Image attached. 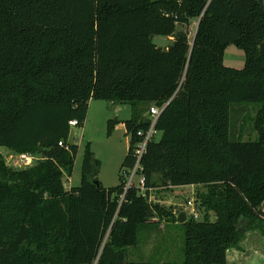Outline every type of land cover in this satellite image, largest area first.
Listing matches in <instances>:
<instances>
[{
	"label": "trees",
	"instance_id": "obj_1",
	"mask_svg": "<svg viewBox=\"0 0 264 264\" xmlns=\"http://www.w3.org/2000/svg\"><path fill=\"white\" fill-rule=\"evenodd\" d=\"M263 39L258 0H0V147L37 158L16 169L0 153V264H226L245 231L264 237ZM229 45L243 67L223 63ZM94 99L133 106L121 168L134 166L149 108L163 109L140 161L144 192L125 188V172L105 188L89 143L80 184L65 188L78 151L68 122L83 126ZM242 102L257 106L254 140L231 133ZM159 183L201 186L202 219L180 224V261L128 262L140 226L177 221L149 199Z\"/></svg>",
	"mask_w": 264,
	"mask_h": 264
},
{
	"label": "rangeland",
	"instance_id": "obj_2",
	"mask_svg": "<svg viewBox=\"0 0 264 264\" xmlns=\"http://www.w3.org/2000/svg\"><path fill=\"white\" fill-rule=\"evenodd\" d=\"M197 21H192L188 29V39L191 43ZM166 36L156 35L153 42L160 47L167 46L170 42ZM167 44V45H166ZM223 63L233 68H241L244 65V52L234 45H229L224 51ZM257 106L253 103H234L231 109V133L234 136L242 135L243 140H254L256 132L253 130L251 119L255 116ZM133 113L131 103L109 102L104 100H90L86 119L81 127L70 130L69 141L78 146L74 160L73 170L69 177L63 178L65 188L78 186L81 178L82 159L87 143L99 161L97 179L105 188L114 187L119 183V175L128 173L129 180L131 168H121V164L130 144V136L126 134L122 121L130 119ZM118 120L111 133H108V121ZM160 133L156 135L159 138ZM0 153L5 163L11 168H19L16 153L0 147ZM18 165V166H17ZM140 174L137 173L132 179L133 187L141 188ZM160 186L149 190V199L152 203H158L165 209L175 212L176 218L179 213L185 212L186 219L189 217L192 201L197 210L200 220L203 210L196 203V194L203 190L201 186L170 187L168 184L159 183ZM144 192V189H141ZM211 220L214 214L209 213ZM181 223L166 222L162 219L149 222L138 228L136 245L125 248L128 262H178L182 259L183 230ZM257 230V229H256ZM106 240V238H105Z\"/></svg>",
	"mask_w": 264,
	"mask_h": 264
},
{
	"label": "built area",
	"instance_id": "obj_3",
	"mask_svg": "<svg viewBox=\"0 0 264 264\" xmlns=\"http://www.w3.org/2000/svg\"><path fill=\"white\" fill-rule=\"evenodd\" d=\"M161 109H159L156 106H151L149 108V117H150V125L147 129V131L144 132H138V135L142 136V140L137 143L136 148H135V163L134 166L132 167V172L131 174H129V180L126 181V185L125 188H129L131 187L132 184V179L134 177L135 174L138 173V171L141 169L140 168V161L142 159L143 154L145 153L146 150V145L148 143V141L154 137V135H156L157 131L155 129V124L157 121V118L160 114ZM68 125L70 127V129L77 127V122L75 120H70L68 122ZM59 144L61 145L62 143L59 142ZM16 159H17V163L20 167H27L30 166L32 164L35 163V161L37 160V158L34 155H30L28 153H20V154H16ZM17 165V166H18ZM143 183H144V179L142 176H140V181L139 184L141 186V189H143ZM188 205L190 206V212H189V216H193V218H197L198 213L197 210L194 209V205L192 203V201H188Z\"/></svg>",
	"mask_w": 264,
	"mask_h": 264
},
{
	"label": "crops",
	"instance_id": "obj_4",
	"mask_svg": "<svg viewBox=\"0 0 264 264\" xmlns=\"http://www.w3.org/2000/svg\"><path fill=\"white\" fill-rule=\"evenodd\" d=\"M226 264H264V237L261 232L255 229L245 231L238 248H230L226 251Z\"/></svg>",
	"mask_w": 264,
	"mask_h": 264
},
{
	"label": "water",
	"instance_id": "obj_5",
	"mask_svg": "<svg viewBox=\"0 0 264 264\" xmlns=\"http://www.w3.org/2000/svg\"><path fill=\"white\" fill-rule=\"evenodd\" d=\"M259 3L261 4L262 8L264 9V0H258ZM198 23H199V20L197 21L196 23V28H195V31H194V34H193V38H192V41H191V46L193 45V42H194V38H195V33H196V30H197V26H198ZM259 53L264 56V39L262 40V42L259 44ZM164 108V107H163ZM163 109H161L162 111ZM160 111V112H161ZM95 183L98 185L99 182L98 181H95ZM263 207H264V203H263ZM186 220V213L185 212H181L178 214L177 216V222L178 223H183L184 221ZM107 235L106 234V237L107 238Z\"/></svg>",
	"mask_w": 264,
	"mask_h": 264
}]
</instances>
